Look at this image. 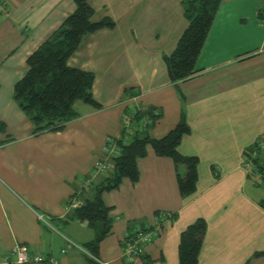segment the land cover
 I'll return each instance as SVG.
<instances>
[{
	"label": "crops",
	"instance_id": "0c3cea01",
	"mask_svg": "<svg viewBox=\"0 0 264 264\" xmlns=\"http://www.w3.org/2000/svg\"><path fill=\"white\" fill-rule=\"evenodd\" d=\"M0 15V259L26 245L53 264H85L83 243L95 236L85 221H65L67 201L82 177L92 176L111 137H118L125 107L155 106L151 128L161 137L183 113L190 132L179 151L199 158L195 191L182 196L173 160L148 146L139 178H123L102 195L110 232L95 259L107 264H179L180 232L198 218L206 230L197 264H264V175L245 150L264 139L263 0H221L194 72L176 85L164 55L188 21L181 0H89L94 21L113 28L85 34L67 64L93 73V98L60 131L32 133L13 98L27 57L75 9L74 0H3ZM132 88L136 96L123 100ZM92 176V182L98 176ZM42 215L43 219L39 218ZM154 228L127 254L130 221ZM157 227L159 229L157 230ZM137 239V238H136ZM260 253V254H258ZM13 264V263H9Z\"/></svg>",
	"mask_w": 264,
	"mask_h": 264
},
{
	"label": "trees",
	"instance_id": "16d2710c",
	"mask_svg": "<svg viewBox=\"0 0 264 264\" xmlns=\"http://www.w3.org/2000/svg\"><path fill=\"white\" fill-rule=\"evenodd\" d=\"M220 2L221 0H181L183 14L188 23L173 51L163 56L169 80L175 85L193 74L195 60ZM74 3L75 9L27 57L28 68L13 87V98L31 121L32 133L35 135L63 130L69 121L81 114L77 108L79 102L90 104L94 108L101 106L91 93L93 73L69 66L67 59L85 34L113 28L115 22L108 16L94 21V9L89 0H74ZM263 16L264 0L259 6L258 18ZM137 94V90L126 88L123 100ZM123 116H127L129 122L125 123L123 120L120 135L110 138L119 149L118 155L109 158L111 171L107 175L98 176L88 187H84L82 181L91 176L82 177L67 201L69 210L65 221H85L95 230L94 238L83 243L88 252L85 255V264H100L95 259L99 244L111 229V219L108 215L110 207L104 203L103 193L117 189L123 178L132 182L138 180L137 162L147 155L148 146L157 156H166L173 160L178 189L182 196L190 195L196 189L199 158L196 155L183 154L178 149L182 137L190 132L184 114H181L173 128L159 138L151 134L154 123L162 116L161 110L155 106H127ZM262 140L264 139L247 148L245 156L247 161L264 175V148L259 146ZM73 201L78 204L72 206ZM153 228L142 221H130L125 239L135 240L139 233L148 232ZM205 230V220L198 218L180 232L179 264H197ZM50 260L44 257L38 262L29 261L22 264H53Z\"/></svg>",
	"mask_w": 264,
	"mask_h": 264
},
{
	"label": "built area",
	"instance_id": "2783aa9c",
	"mask_svg": "<svg viewBox=\"0 0 264 264\" xmlns=\"http://www.w3.org/2000/svg\"><path fill=\"white\" fill-rule=\"evenodd\" d=\"M5 3L3 0H0V15L5 13ZM264 24V16L263 18L259 19ZM123 120L125 123L129 122V118L127 116H123ZM260 148H264V140L260 141L259 143ZM119 154V149L112 143L111 139L107 141V145L103 149L102 157L97 162V165L93 171V174H96L97 172H100L103 175H107L111 169L112 164L109 162V158L113 157L115 155ZM255 154V153H254ZM92 176L85 181H82V185L84 187H88L92 183ZM78 204L77 201H73L72 206H76ZM39 218L43 219L42 215H39ZM159 227H157V230ZM150 234L149 233H139L137 236V239L134 240V242L128 243L125 247V251L127 254H131L137 251H140L138 247L139 242H145L149 239ZM44 257L40 253H31V250L26 245H15L10 252L5 254L0 259V264H9V263H16V264H22L29 261L38 262L43 260ZM100 264H107L105 261H101L99 259H96Z\"/></svg>",
	"mask_w": 264,
	"mask_h": 264
}]
</instances>
